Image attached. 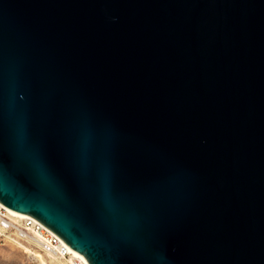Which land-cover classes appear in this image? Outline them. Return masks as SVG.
Masks as SVG:
<instances>
[{
  "label": "water",
  "instance_id": "obj_1",
  "mask_svg": "<svg viewBox=\"0 0 264 264\" xmlns=\"http://www.w3.org/2000/svg\"><path fill=\"white\" fill-rule=\"evenodd\" d=\"M0 203L87 264H264V0H0Z\"/></svg>",
  "mask_w": 264,
  "mask_h": 264
},
{
  "label": "built area",
  "instance_id": "obj_2",
  "mask_svg": "<svg viewBox=\"0 0 264 264\" xmlns=\"http://www.w3.org/2000/svg\"><path fill=\"white\" fill-rule=\"evenodd\" d=\"M0 235L26 247L30 254L33 250L47 258L69 259L73 256L65 242L43 224L30 216H15L3 206H0ZM75 262L83 264L80 260Z\"/></svg>",
  "mask_w": 264,
  "mask_h": 264
},
{
  "label": "rangeland",
  "instance_id": "obj_3",
  "mask_svg": "<svg viewBox=\"0 0 264 264\" xmlns=\"http://www.w3.org/2000/svg\"><path fill=\"white\" fill-rule=\"evenodd\" d=\"M36 252L31 250L30 254L26 247H22L0 235V264H68L62 259L61 262H58L59 258L54 260V258H47L44 255V262H42L34 255Z\"/></svg>",
  "mask_w": 264,
  "mask_h": 264
},
{
  "label": "bare ground",
  "instance_id": "obj_4",
  "mask_svg": "<svg viewBox=\"0 0 264 264\" xmlns=\"http://www.w3.org/2000/svg\"><path fill=\"white\" fill-rule=\"evenodd\" d=\"M0 206H3L5 207L3 204L0 203ZM6 208V207H5ZM8 209V208H6ZM9 212H11L13 215L15 216H18L20 218H25V217H28V215H23V214H18V213H15L11 210L8 209ZM64 241V240H63ZM65 242V241H64ZM65 244L67 245V243L65 242ZM68 246V245H67ZM69 247V246H68ZM69 249L71 250L73 256L69 259H62L64 261H66L68 264H76L75 260H80L81 262H83V264H87V262L80 256H78L70 247ZM35 256H37L40 260H42V262H44V256L42 254H39V253H34ZM58 258H54V260H57ZM58 262H61V259H58Z\"/></svg>",
  "mask_w": 264,
  "mask_h": 264
}]
</instances>
